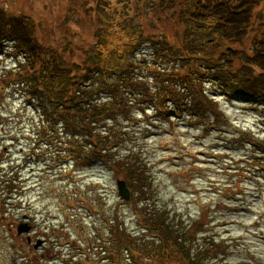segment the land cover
Segmentation results:
<instances>
[{
	"label": "rangeland",
	"instance_id": "1",
	"mask_svg": "<svg viewBox=\"0 0 264 264\" xmlns=\"http://www.w3.org/2000/svg\"><path fill=\"white\" fill-rule=\"evenodd\" d=\"M254 1L252 13L264 24V0ZM161 2L0 0V11L29 23L33 38L48 43L50 52L59 47L68 57L73 50V64L123 67L131 81H139L140 87L120 88L109 72L92 88L101 105L127 110H115L95 128L110 131L117 142L114 155L133 154L145 166L148 210L156 208L183 234L198 224L192 247H221L204 264H264V168L256 164L264 157V96L250 98L236 91L233 80L223 87L207 74L203 88L216 102L217 118L189 104L177 111L171 102L157 110V101L146 98L141 87L154 90L147 68L164 45L176 46L179 30L172 19L176 6L169 0L170 7L161 11ZM184 7L186 19L191 8ZM189 27L188 41L197 47L210 45L224 31L205 12ZM254 33L245 41L249 54ZM15 46L9 36L0 42V264H132L133 256L145 264H179L159 263L154 254L148 259L136 247V241L148 243L143 239L152 228L145 207L136 202L144 198L125 181L130 198L118 196L116 182L122 178L114 166L88 154L84 128L45 122L41 102L24 84L7 80L8 72L26 64V54ZM161 58L171 69L174 61ZM107 87H113L111 93ZM10 178L16 187L8 197ZM21 223L30 230L17 235ZM118 227L134 242L129 251L119 246Z\"/></svg>",
	"mask_w": 264,
	"mask_h": 264
},
{
	"label": "trees",
	"instance_id": "2",
	"mask_svg": "<svg viewBox=\"0 0 264 264\" xmlns=\"http://www.w3.org/2000/svg\"><path fill=\"white\" fill-rule=\"evenodd\" d=\"M170 2L176 6L172 19L179 26L178 32H175L176 46L169 43L164 45V53L157 52V61L146 67L152 74L154 90L141 87L146 98H154L157 101L156 109L160 110L164 104L172 102L177 111H180L189 104L201 114L213 113L217 118L216 102L213 97L205 93L203 88V80L207 74L220 80L223 87H227L233 80L231 85H235L236 91L245 94L248 92L251 94H248L250 98L264 96V51L259 46L263 42L264 34H261V27L264 24L252 13L256 2L254 0H239L237 3L232 0H207V4L196 0H170ZM161 3L163 5L160 7L161 11L170 7L169 0H162ZM183 5L191 8L186 19L182 17L185 9ZM194 12L196 13L193 14ZM201 12L214 15L215 21L224 27V31L218 39L210 41V45L197 47L188 41L189 21ZM192 14L195 16L193 17ZM31 29V25L24 20L0 11V42L4 37L9 36L16 43L15 48L26 54V64L14 73L8 72L7 80L24 84L31 96L41 102V117L45 122L56 125L59 121H64L65 125L72 126V130H75V127H83L84 139L90 146L88 154L97 161L109 164L110 167L114 166L131 190L144 198L136 202L145 207H143L146 211L145 215L152 222V228L148 231L149 235L143 239L148 243L136 241V247L144 250L148 259L154 257L151 255L154 254L159 258V263L173 261L179 264H204L202 261L207 257L211 258V254L216 256L218 250H221L220 246L212 245L203 248L202 251V248L199 251L192 247L199 232L198 224L190 227L191 229L187 228V233L183 234L178 224L171 223L172 219L165 218L156 208L148 210L151 206L146 200L149 196L147 176L149 173L145 166L136 161V156L133 157V154L129 153L124 159L114 155L112 152L115 151L117 142L114 144L110 131H106L105 128H95L97 123L104 124L105 121L111 120L115 110L127 111L123 106L114 108L99 103L101 99L96 96L98 90L92 88L97 78H105L107 73L112 72L120 82V88L130 85L139 86V81L135 83L131 81L126 73L127 70L123 67L98 66L86 61L73 64V50L68 57L59 47L58 50L50 52L49 44L35 40ZM253 31H255L252 38L254 50L249 54L244 50L245 41L250 38ZM83 53H87L86 50ZM165 55L174 61L171 69H167L161 58ZM112 88L107 87L108 92L111 93ZM180 101L181 105L178 104ZM256 164L264 168V157ZM8 182L10 186L7 187L6 195L9 197L11 190H15L16 180L10 178ZM117 234L120 248L129 251L131 244L134 243L130 235H124L121 227H118ZM139 236L134 237L138 239ZM156 247L157 253L154 252ZM130 260L132 264H145V261L139 257L133 256Z\"/></svg>",
	"mask_w": 264,
	"mask_h": 264
},
{
	"label": "water",
	"instance_id": "3",
	"mask_svg": "<svg viewBox=\"0 0 264 264\" xmlns=\"http://www.w3.org/2000/svg\"><path fill=\"white\" fill-rule=\"evenodd\" d=\"M117 186V194L123 201H128L130 198V192L126 188V184L123 180H118L116 182ZM30 230V226L26 223H21L17 226V235H20L22 233H27ZM40 241L37 243L38 245H35L34 247H38L40 245ZM169 264V263H168ZM171 264V263H170Z\"/></svg>",
	"mask_w": 264,
	"mask_h": 264
}]
</instances>
